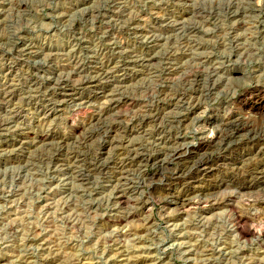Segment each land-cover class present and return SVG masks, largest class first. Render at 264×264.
Listing matches in <instances>:
<instances>
[{"label":"rangeland","instance_id":"374dc122","mask_svg":"<svg viewBox=\"0 0 264 264\" xmlns=\"http://www.w3.org/2000/svg\"><path fill=\"white\" fill-rule=\"evenodd\" d=\"M26 46L29 55L21 52ZM147 58L152 66L142 65ZM105 70L112 81L129 77L113 84L100 79ZM90 78L93 84L84 85ZM63 79L76 96H57L54 84ZM180 94L199 104L182 124L175 118L186 107H162L164 97ZM110 99L121 105L91 124ZM248 103H264V0H0V122L6 123L0 130V264H264V230L254 233L255 225L264 229V189L238 186L255 169L249 166L264 172V156L189 181L225 187L191 195L216 206L188 212L170 205L164 193L171 189L178 197L185 187L169 188L175 165L134 164L120 181L113 173L134 148L167 159L178 144L197 146L213 136L227 109L264 125V113L244 110ZM151 112L160 120L147 126L142 116ZM34 133L52 139L22 148L21 138ZM109 141L117 146L101 150ZM242 143L211 153L239 161L250 149ZM117 191L127 204L117 205ZM236 212L251 220L245 238L236 230Z\"/></svg>","mask_w":264,"mask_h":264},{"label":"bare ground","instance_id":"6f19581e","mask_svg":"<svg viewBox=\"0 0 264 264\" xmlns=\"http://www.w3.org/2000/svg\"><path fill=\"white\" fill-rule=\"evenodd\" d=\"M10 3V2H9ZM184 39H187V38H184ZM34 47V46H33ZM23 49V48H22ZM30 51H31V48L28 46H26L25 49H23L21 52L22 53H27L26 55H29L30 54ZM132 52V51H131ZM130 57V56H129ZM79 60V59H78ZM134 60V59H133ZM153 58H147L146 60H143L142 62V65H150L152 66V62H153ZM129 61H132V60H129ZM139 64L141 65V63L139 62ZM24 65V64H23ZM125 65V64H124ZM154 66V65H153ZM105 67V66H104ZM147 68V67H146ZM158 68V67H157ZM176 69V68H175ZM81 70V69H80ZM104 70V69H102ZM113 70V69H111ZM177 70V69H176ZM56 71V70H55ZM169 74L168 75H173L175 73L174 70L170 69L168 70ZM198 73V72H197ZM112 74L109 70H105L103 72L100 73V79L102 80H110V83H122L124 81L127 80V75L123 74L122 77L120 79H117L116 81H112ZM82 75V74H81ZM198 75V74H197ZM196 75V76H197ZM194 76V77H196ZM129 77V75H128ZM156 77V76H155ZM186 77V76H185ZM67 79V78H66ZM91 79V78H90ZM129 79V78H128ZM169 79V78H167ZM195 79V78H193ZM198 79V77H197ZM65 79H63L62 81H59L58 83L54 84V87L57 88L56 91L59 92V94L57 96H69L70 94L69 93H72L71 95H75L74 92H75V89H72L71 86L66 82L64 81ZM190 80V79H189ZM93 79H91L90 81L86 82L84 85H91L93 84ZM198 81V80H196ZM57 82V81H56ZM10 83V82H9ZM54 83V82H53ZM109 83V82H108ZM186 84V83H185ZM37 85V84H35ZM40 85V84H39ZM108 85V84H107ZM198 85V84H197ZM196 85V87H198ZM214 85V84H213ZM3 86V85H2ZM116 86V85H115ZM88 87V86H87ZM8 88V87H7ZM31 88V87H30ZM50 88V86L48 87ZM51 88H52V85H51ZM212 88V87H211ZM13 89V88H11ZM35 89V88H33ZM116 89V88H115ZM189 89V88H188ZM199 89V88H198ZM9 90V89H8ZM14 90V89H13ZM55 90V89H52V91ZM10 91V90H9ZM73 91V92H72ZM187 91V90H186ZM201 91V90H200ZM256 91V90H255ZM8 92V91H7ZM12 92V91H11ZM31 92V91H30ZM54 92V91H53ZM57 92V93H58ZM182 92V91H181ZM56 93V94H57ZM119 93V92H118ZM161 93V92H160ZM180 93V92H179ZM208 93V92H207ZM9 94V93H8ZM13 94V93H12ZM31 94V93H29ZM162 94V93H161ZM165 94V92H164ZM15 95V93H14ZM23 95V93H22ZM166 95V94H165ZM164 95V96H165ZM169 95V94H168ZM174 95V94H173ZM7 96V95H6ZM31 96V95H30ZM42 96V95H41ZM76 96V95H75ZM113 96V95H112ZM163 96V97H164ZM34 97V96H32ZM62 97V98H63ZM161 97V96H160ZM162 97V99H163ZM169 97V96H168ZM172 97V96H171ZM198 97V96H197ZM196 97V98H197ZM28 98V97H27ZM31 98V97H29ZM52 98V97H51ZM58 98V97H57ZM56 98V99H57ZM73 98V97H71ZM79 98V97H78ZM77 98V99H78ZM118 98V97H117ZM165 98V103L162 105V107L164 109H171V108H175V107H182L180 109H184V107H186V111H187V114L185 115H179L178 118H175L177 123H184L186 121V119L188 118V113L191 111H194L196 110L197 105L195 101H192L193 99L189 98L190 102L188 101V103H185V99H184V96L183 95H179L178 97H174V98H168L166 100V97ZM7 100H10L12 99V96H8L6 98ZM46 99V98H45ZM64 99V98H63ZM120 99V98H119ZM259 99V98H258ZM30 100V99H29ZM43 100V99H42ZM53 100V99H51ZM73 100V99H72ZM126 100V99H125ZM124 100V101H125ZM197 100V99H196ZM199 100V99H198ZM6 101V100H5ZM13 101V100H12ZM49 101V100H48ZM63 100L59 101L58 102H62ZM85 101V100H84ZM155 101V100H154ZM8 102V101H7ZM11 103V101H9ZM66 102V101H65ZM90 102V101H89ZM173 102V104H172ZM200 102V101H199ZM6 102H4L5 104ZM9 103V104H10ZM47 103V102H46ZM123 103V102H122ZM158 103V102H157ZM198 103V102H197ZM2 104V102H1ZM0 104V105H1ZM52 104V103H51ZM57 104V103H55ZM12 105V104H11ZM82 105V104H81ZM121 105V102L120 100L117 101L115 99H110L107 101L106 105L103 106V108L101 107V110L95 115L96 116V120L92 119V121L90 122L91 124H94V123H97V125L99 124V122L103 119V117L105 115H107L108 113H110L112 110H115L114 108H117L118 106ZM241 105V104H240ZM8 106V105H7ZM52 107V106H51ZM77 107H79L77 105ZM83 107V106H82ZM145 107V106H144ZM151 107V106H150ZM160 107V106H159ZM5 108V107H4ZM54 108V107H53ZM152 108V107H151ZM156 108V107H154ZM18 109V108H17ZM162 109V108H161ZM13 110V109H12ZM16 110V109H15ZM79 110V109H78ZM94 110V109H93ZM156 110V109H155ZM163 110V109H162ZM244 110L246 112H249V113H252V111H254V113L256 115H261L264 113V103L262 104H244ZM97 111V110H96ZM16 112V111H15ZM19 112V111H18ZM113 112V111H112ZM147 112V111H146ZM149 112V111H148ZM172 112V111H171ZM158 113V112H157ZM167 113H170V111L168 110ZM194 113V112H193ZM10 114V113H9ZM112 114V113H110ZM109 114V115H110ZM142 114V113H140ZM149 114V113H147ZM153 113L151 112V116L149 115H145V116H142L143 118L145 117L144 119V123L148 124L149 123H153L155 121H157L159 118H160V114H157V115H152ZM156 114V113H155ZM164 114V113H163ZM177 114V113H176ZM13 115V114H12ZM143 115V114H142ZM175 115V114H174ZM178 115V114H177ZM15 116V115H14ZM19 116V115H18ZM17 116V117H18ZM108 116V115H107ZM120 116V115H119ZM118 116V117H119ZM170 116V115H169ZM168 116V117H169ZM172 116V115H171ZM170 116V117H171ZM13 117V116H12ZM161 117L162 114H161ZM174 117V116H172ZM176 117V116H175ZM95 118V117H94ZM105 118V117H104ZM142 118V120H143ZM8 119V118H7ZM11 119V118H10ZM162 119V118H161ZM164 119V118H163ZM167 119V118H165ZM6 120V119H5ZM105 120V119H104ZM102 120V121H104ZM160 120V119H159ZM170 120V119H169ZM14 121V120H13ZM122 121V120H120ZM140 121V120H139ZM171 121H174V120H171ZM7 122V121H6ZM116 122V121H115ZM118 122V121H117ZM162 122V121H161ZM216 125L215 126V129L213 131V136L211 138H200L199 139V143L197 146H191V147H183L182 145H179L173 149L170 148L171 151H169L168 153V157L167 159L166 158H162L163 155H158L157 157H151V156H148L149 153H144L143 151L139 150L138 148H134L131 150V147H130V150L128 149V151H130L129 155H126L125 158H121L119 159V162L118 163H115L114 164V167H113V170L115 173V178H118L119 177V180H124L125 179V176L126 175V168L132 165H137L139 163H149V162H154L156 165H158V167L160 168V170H165V169H169L170 167H173L175 165V173L173 174L172 172H170L173 176L168 180V183H169V188L176 185V184H181V185H185V187L182 189V191L177 194L178 197H174L173 193H172V190L171 189H168V190H163L164 193L166 195H168L170 197V200L168 198L167 201H169L170 205H174V206H180L181 210H186L184 212H188L187 210L191 209V208H196V209H200V210H204L206 208H213L214 204H211L210 202H203V200H201L202 202L198 201V198L196 197V202L192 200V198L190 197L191 195H197V194H201V193H205V192H208V193H211L213 191H216L218 189H221L222 186H224L222 183L220 184V182H216V180L213 182V183H202L200 186H193L191 187V182L192 184H194L195 182H197V180L202 177V176H207L209 174H211L214 170H218L221 169V168H225L227 166H229L230 164H233V165H240L241 163H246L248 160L246 159L247 157L251 156V155H255L257 157H262L264 156L263 154V147H264V125H261L260 127L258 126H255L253 121H252V117H247L245 115H241L240 113H238L237 111H233L232 109H227L225 110V113L224 115L218 119L217 121H215ZM255 122V121H254ZM13 123V122H12ZM120 124V122H118ZM124 123V122H123ZM160 123V122H159ZM158 123V124H159ZM163 123H164V120H163ZM90 126H95V125H91ZM135 124V123H134ZM156 124V123H154ZM176 124V123H175ZM26 125V124H25ZM96 125V127H98ZM103 125V123H102ZM121 125V124H120ZM128 125V124H127ZM145 125V124H144ZM168 125V124H167ZM171 125V124H170ZM6 126V123L5 121L4 122H0V130L4 129L3 127ZM104 126V125H103ZM102 126V127H103ZM107 126V125H105ZM123 126V125H121ZM137 126V125H136ZM213 126V128H214ZM11 127V126H10ZM143 127V126H142ZM162 127V126H161ZM8 128V127H7ZM12 128V127H11ZM10 128V129H11ZM89 128V127H88ZM104 128V127H103ZM118 128V127H117ZM117 128H114L113 132H112V136L116 134L117 137H119L118 135L120 134V130L117 129ZM128 128V127H127ZM132 128V127H131ZM130 128V133L132 132ZM139 128V127H138ZM150 128V127H149ZM9 129V130H10ZM98 129V128H97ZM106 129V128H105ZM6 130V128H5ZM88 130V129H87ZM90 130V129H89ZM99 130V129H98ZM102 130V129H100ZM138 131H142V128L140 129H137ZM85 131V130H84ZM110 131V130H109ZM87 132V131H86ZM92 132V131H91ZM102 132H104L102 130ZM122 132V131H121ZM143 132V131H142ZM163 132V131H162ZM13 133V132H12ZM95 133V132H94ZM106 133V132H105ZM111 133V132H110ZM23 134V133H22ZM89 134V133H88ZM99 134V132H98ZM144 134V133H143ZM32 135V134H31ZM35 133L33 134V136H30V135H24L21 140H20V146L22 148H25V147H28L30 145H34V143H36L35 141L37 142H41L42 143H45L47 141H49L50 139H52V137L50 136H38V137H34ZM47 135V134H46ZM129 135V133H128ZM150 135V134H149ZM162 134H160L161 136ZM70 137V136H69ZM116 137V138H117ZM162 137V136H161ZM160 137V138H161ZM55 138V136L53 137ZM90 138V137H89ZM121 138V136H120ZM171 138V137H170ZM119 139V138H118ZM175 139V138H174ZM180 139V137L177 139V141ZM58 140V139H57ZM77 140V139H76ZM89 140V139H88ZM111 140V139H109ZM113 140V139H112ZM121 140V139H120ZM67 139L66 138H61L59 139V143L58 144H61V145H65ZM78 141V140H77ZM76 141V142H77ZM116 141V140H115ZM142 141V140H141ZM110 144L108 145H104L102 147L101 150L103 149H107V148H110V147H114L117 143L112 144L111 141H109ZM140 142V141H138ZM162 142V141H161ZM166 142V141H165ZM232 142H243V143H246L249 145V152H246V153H243L242 155V158L238 161V160H231V159H228L226 157H224L225 155H223V157L221 158H215L213 156V151L215 149H226L225 147H228L229 144H231ZM82 143V142H81ZM119 145L122 144V142H119ZM131 143V142H130ZM159 143V142H158ZM179 143V142H178ZM181 143V142H180ZM242 143V144H243ZM53 144V143H52ZM57 144V143H56ZM69 144V143H68ZM67 144V145H68ZM77 144V143H76ZM80 144V143H79ZM78 144V145H79ZM98 144V143H97ZM150 144V143H149ZM167 144V143H166ZM47 145V144H46ZM49 145V144H48ZM125 145V143H124ZM171 145V144H170ZM173 145V144H172ZM14 146V145H13ZM45 146V145H44ZM62 146V147H63ZM100 146V145H99ZM117 146V145H116ZM127 146V145H126ZM169 146V145H168ZM236 146V145H235ZM12 147V146H11ZM69 147V146H68ZM78 147V146H76ZM133 147V146H132ZM145 147V146H144ZM173 147V146H172ZM232 147V146H231ZM247 147V146H246ZM42 148V147H40ZM67 148V147H66ZM89 148V147H88ZM100 148V147H99ZM116 148H119V147H116ZM115 148V149H116ZM28 149V148H27ZM46 149V148H45ZM55 149V148H54ZM114 150V148H112ZM111 149V150H112ZM125 149V148H124ZM230 149V148H229ZM67 150V149H66ZM92 150V149H91ZM100 150V149H99ZM110 150V151H111ZM126 150V149H125ZM144 150V149H143ZM104 151V150H103ZM127 151V152H128ZM210 153H207L209 152ZM222 151V150H221ZM97 152V151H96ZM124 152V151H123ZM212 152V153H211ZM217 152V150L215 151ZM214 152V153H215ZM219 152V150H218ZM10 153V152H9ZM113 153V152H112ZM120 153V152H119ZM118 153V154H119ZM160 153V152H159ZM158 153V154H159ZM222 153V152H221ZM78 154V153H77ZM97 154V153H96ZM101 154V153H100ZM117 154V153H116ZM148 154V155H147ZM165 154V153H164ZM72 155V154H71ZM95 155V154H94ZM115 155V154H114ZM125 155V154H124ZM241 155V154H240ZM65 156V155H64ZM74 156V155H73ZM76 156V154H75ZM116 156H119V155H116ZM115 156V157H116ZM222 156V155H221ZM28 157V156H27ZM78 157V156H77ZM96 157V156H95ZM100 157H102L100 155ZM165 157V156H164ZM92 158V157H91ZM119 158V157H118ZM237 158V156H236ZM108 159V157L106 158ZM105 159V160H106ZM262 159V158H261ZM69 160V159H68ZM81 160V159H80ZM86 160V159H85ZM95 160V159H93ZM103 160V161H105ZM264 160V159H263ZM262 160V161H263ZM79 161V160H78ZM89 161V160H88ZM109 161V160H107ZM115 161V160H114ZM255 161V160H254ZM68 162V161H67ZM85 162V161H84ZM90 162V161H89ZM96 162V161H95ZM83 163V162H82ZM103 163V162H102ZM113 163V162H112ZM252 163V162H251ZM77 164V163H76ZM69 165V164H68ZM82 165V164H81ZM100 165V163H99ZM105 165V164H104ZM177 165V166H176ZM71 166V164H70ZM74 166V165H73ZM79 166V165H77ZM98 166V165H97ZM96 166V167H97ZM101 166V165H100ZM112 166V165H111ZM246 167V165H244ZM69 167V166H67ZM105 167V166H104ZM249 167H253V171L251 172V176L250 178L245 179V181L242 183V184H238L240 190L242 191H252L253 189L255 188H260L262 187L264 189V172L260 171V168H257V165H251ZM158 168V169H159ZM235 168V167H234ZM233 168V169H234ZM244 168V167H243ZM69 169V168H68ZM82 169V168H80ZM90 169V168H89ZM93 169H95L93 167ZM92 169V170H93ZM112 169V168H110ZM242 169V168H241ZM240 168H237L236 170H241ZM244 169H247V168H244ZM262 169V168H261ZM87 170V168H86ZM190 170V171H189ZM73 171V170H72ZM88 171V170H87ZM101 171V170H100ZM99 171V172H100ZM132 171V170H131ZM189 171V173L192 171L191 175L188 177V174L186 175V173ZM227 171V170H226ZM233 171V170H232ZM235 171V169H234ZM68 172V171H67ZM106 172V171H105ZM129 172V171H128ZM174 172V171H173ZM240 172V171H239ZM70 173V172H69ZM104 173V172H103ZM163 173H167L165 171H163ZM162 173V174H163ZM228 173V172H227ZM250 173V172H249ZM72 174V173H71ZM95 174V173H94ZM232 174V173H231ZM235 174V173H234ZM93 175V174H92ZM167 175H169L167 173ZM228 175V174H227ZM243 175V174H242ZM254 175V176H253ZM72 176V175H71ZM73 176L75 177L76 175L73 174ZM238 176V175H237ZM87 176L85 174H78L77 175V178L80 179V181H86ZM132 177V176H131ZM162 177H164L162 175ZM128 178V177H127ZM77 179V180H78ZM220 179V178H219ZM234 179V178H233ZM242 179V178H241ZM116 180V179H115ZM158 180V179H157ZM164 180V179H163ZM200 180V179H199ZM218 180V179H217ZM161 181V180H160ZM189 181H191L189 183ZM221 181V180H220ZM231 181V180H230ZM239 181V180H238ZM117 182V181H115ZM222 182V181H221ZM126 183V182H125ZM225 183V182H224ZM229 183V182H228ZM120 184V183H118ZM123 184V183H122ZM121 184V185H122ZM162 184V182H161ZM130 185V184H129ZM128 185V186H129ZM119 186V185H118ZM117 186V187H118ZM123 186V185H122ZM227 186V185H226ZM229 186V185H228ZM231 186V185H230ZM233 186V185H232ZM113 187V186H112ZM116 187V185H115ZM126 187V186H125ZM131 187V186H130ZM129 187V188H130ZM135 187V185H134ZM225 187V186H224ZM234 187V186H233ZM66 188V187H65ZM120 188V187H119ZM123 188V187H122ZM127 188V187H126ZM236 188V187H235ZM118 189V188H117ZM153 189V188H152ZM225 189V188H224ZM261 189V188H260ZM121 190V189H120ZM126 190V189H125ZM128 190V189H127ZM116 191V190H115ZM119 191V189H118ZM116 192V201L118 202L117 205H125L128 203V200L126 198V196L123 194V192ZM221 191V190H220ZM128 193V192H127ZM216 193V192H215ZM131 194V193H130ZM212 194V193H211ZM214 194V193H213ZM249 194V193H248ZM175 195V196H177ZM229 195V194H228ZM250 195V194H249ZM205 196V195H204ZM209 196H213V195H209ZM207 196V197H209ZM210 197V198H211ZM229 197V196H228ZM232 197V196H231ZM200 199V198H199ZM203 199H207V198H203ZM165 200V199H164ZM195 200V199H194ZM205 201V200H204ZM233 201V200H231ZM143 202V201H142ZM256 202V201H255ZM138 203V202H137ZM214 203V202H213ZM216 204V203H215ZM118 205V206H119ZM114 206V205H113ZM135 206V205H134ZM140 208H143L145 207L144 206V202L139 204ZM179 207V208H180ZM136 208V207H135ZM139 208V209H140ZM262 209V207H261ZM264 210V209H263ZM130 211V210H129ZM234 212V211H232ZM234 216V215H233ZM253 217V216H252ZM127 218V217H126ZM121 219V218H120ZM123 219V218H122ZM109 220V219H108ZM118 220V219H117ZM235 221V227H236V230L238 231L239 235L243 238H245L247 236V234H251L252 231L249 230L246 226V223L248 221H251L250 218L245 214V213H237L236 212V218L234 219ZM110 221V220H109ZM119 222V221H118ZM253 222V220H252ZM255 223V222H254ZM260 222H258L259 224ZM262 223V221H261ZM260 223V224H261ZM261 226V225H260ZM255 230H254V233H256L258 236H260L262 233H263V230L262 228H259L258 230H256L258 228V226H254ZM33 240V239H32ZM205 255V254H204Z\"/></svg>","mask_w":264,"mask_h":264}]
</instances>
